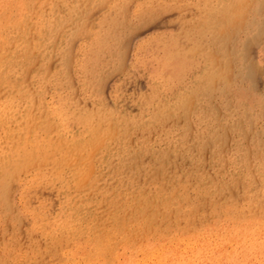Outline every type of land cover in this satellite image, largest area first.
<instances>
[{"label":"rangeland","instance_id":"obj_1","mask_svg":"<svg viewBox=\"0 0 264 264\" xmlns=\"http://www.w3.org/2000/svg\"><path fill=\"white\" fill-rule=\"evenodd\" d=\"M23 1L0 0V67H9V83L13 84L11 93L0 95V120L3 115L12 120V117L26 113L27 105H33V118L39 120L41 128L28 124L32 133L29 130L26 133L31 140L39 138L49 144L55 143L56 138H61L67 145L72 144L78 119L91 112L101 115L94 120L103 127L105 116L112 121L110 124L114 119L141 116L146 103L143 96L147 97V102L151 98L149 75L157 67L160 70L164 61V54L154 55L157 40L166 36L170 40L173 35L182 34L185 27L199 16L192 14L195 12L193 7L183 18L175 12H160V8L174 3L171 0ZM182 1L186 4L187 0ZM23 23L24 27H21ZM261 49L264 50V40L251 52L255 62L263 56ZM187 50L179 49V52ZM165 59L169 68L166 76L171 80L175 76L172 57L167 54ZM261 68L256 78L259 94L264 93V64ZM159 77L160 71L153 74L155 80ZM164 91L162 86L160 92ZM256 111L249 112L253 123L248 122L249 119L244 121L246 114L239 112L247 138H242L241 132L232 128L235 122H239L237 118L232 119V111L226 113L231 115L232 137L228 142L231 147H226L223 155L218 157L225 159L223 169L219 165L208 169L221 184L231 183L234 199L229 204L238 201L241 204V222L250 230L247 239L243 237L239 242L235 239L236 225L229 217L231 213H224L223 218H212L215 210L211 205L198 210L196 217L180 218L179 223L174 220V208L168 218L169 227H165L167 221L159 219L155 220L159 226H152L142 216L127 226H120L122 217H117V213L138 211L137 204L143 207L145 196L149 195L142 196L136 190L118 186L117 181L121 176L124 178V174H117L115 170L119 166L131 167L130 157L117 160L112 169L104 166V160L97 159L92 173L95 177L92 176L87 187L80 193L70 192L74 198L77 195L82 199L79 202H74L73 197L68 199L59 184H43L34 188L32 193L22 188L20 182L10 184L9 199L5 203L7 208L0 200V264H264V223H255V216L261 215L262 211L258 210L254 215L251 207L256 203L250 199L257 194L261 197L259 201L264 203V118ZM23 125L12 120L14 129ZM33 129L39 130L34 132ZM54 134L57 137L52 139ZM166 134L147 140L149 157L160 142L169 140ZM210 140L215 141V136ZM238 143L242 146H236ZM139 144L140 141L135 145ZM181 158H187L186 152ZM187 163H191L189 159ZM229 173L235 176L231 182ZM253 176L257 177L254 185ZM193 178L196 181L202 179L201 176ZM222 187L219 189L224 190ZM246 190L248 195H245ZM133 192L134 201H130ZM189 193L195 197L199 194L191 190ZM119 196L122 199L117 202ZM179 196L185 197L184 194ZM230 207L225 206L226 209ZM251 220L254 221L252 224ZM101 227H105L108 234L104 235L103 243L95 240L102 232ZM244 241L254 243V252L246 259L234 255L238 246L243 247ZM213 253L216 257H212Z\"/></svg>","mask_w":264,"mask_h":264},{"label":"bare ground","instance_id":"obj_2","mask_svg":"<svg viewBox=\"0 0 264 264\" xmlns=\"http://www.w3.org/2000/svg\"><path fill=\"white\" fill-rule=\"evenodd\" d=\"M171 1L174 3L164 9L160 8V12L161 10L165 13L175 12L183 18L193 7L195 12L192 14L199 16L196 21L185 27L182 34H175L176 36L173 35L170 40L167 36L157 40L154 55L164 54V61L160 65V70L157 67L156 71L149 75L152 87L151 98L147 102V97L143 96V101L146 103L143 105L141 116L124 117L118 121L113 118L115 121L111 123L112 126L109 123L110 118L106 119L105 116L103 127L101 123L95 124L94 120L101 117L100 114L96 116L92 112L88 113L84 118L78 119L76 132L72 131L73 134L69 132L74 139L72 144L67 145L68 143H63L64 140L61 138H56V133L52 137V139L56 138L53 144L39 138L31 140L28 137L26 132L32 130L28 128L29 125H38L36 127L41 128L39 120L33 118V105H27L26 113L12 117L16 124L17 122L24 124L22 128L20 126L12 128V120L3 115L4 118L0 120V200H3L4 203L1 201L3 204L9 197L10 184L15 181L20 182L21 187L29 192L43 184H59L69 199L73 197L71 190H74L75 194L80 193L90 183L97 159L104 160V166L106 168L110 166L112 169L117 160L130 157L133 163L131 167L119 166L115 170L117 174H124V178L121 176L117 181L118 186L121 189L123 187L136 190V193L142 196H149H145L143 207L137 204L138 211L117 213V217H122L118 218L120 226H127V223H132L135 218L140 219L142 216L143 220L148 221L152 226H157L159 222L155 220L159 219L162 222L167 221V225L164 226L169 227L171 222H168V218L171 217L174 208L173 217L179 223L180 218L185 220L188 217H196L198 210L207 209L208 205H211L215 210V215H211L212 218H223L224 213H231L229 217L233 218L236 225L235 239L238 242L243 237L247 239L250 230L241 222L243 214V211L241 213L239 211L242 209L241 204L239 201L229 204L234 199L231 183L221 184L217 176L211 175L208 169L217 165L223 169L225 159L218 157L223 155L226 147H231V143L228 145L232 137L231 115L234 121L236 118L239 120L232 128L241 132L242 138H247L248 133L242 129L244 124L238 116L240 113L246 114L248 118L245 117L243 120L249 119L248 122H252L249 112L253 110H258L256 112H260V117L264 118V93H257L256 85L257 75L262 71L261 65L264 64V50L261 49L263 56L259 57L257 62L251 56L254 47L260 46L264 40V0H187L186 4H182V0ZM21 27H24V23ZM179 49L188 50L179 52ZM167 54L172 57V72L175 74L171 80L166 76L169 69L165 59ZM29 69L31 71V67ZM159 71L160 77L155 80L153 74ZM9 75L8 66L0 67V95L7 96L11 93L13 84L9 83ZM162 86L165 91L161 93ZM232 104H235V111L232 110ZM229 112L231 115L226 114ZM147 114L149 116H146ZM46 122L48 123V120ZM37 130L39 129H33L34 132ZM165 131H169L168 134ZM165 134L169 140L160 142L158 147L152 149V155L149 157V152L146 151L150 147L147 140H152L155 135ZM211 136H215L216 140L212 142ZM134 140L136 142H133ZM139 141L140 144L135 145ZM236 146L242 145L238 143ZM239 150L242 148L239 147ZM183 152H186L187 158H181ZM188 159L191 163L186 165ZM217 159H219L218 164H216ZM193 176H201L202 179L196 181ZM228 176L230 182L235 178L231 173ZM168 179L169 181H166ZM256 183L257 177L253 176L252 185ZM220 186H223L221 189L224 190H220ZM190 190L192 193H199L198 196L191 195ZM178 194H184L185 197H178ZM134 195L135 192L130 196V201H134ZM245 195H248L247 190ZM121 199L119 196L117 202ZM250 199H254L256 203H252L253 207H251L254 215L258 210L262 211L261 215L255 216V223L257 221L263 224L264 203L259 201L261 197L255 194V197ZM80 200L82 199L77 195L73 197L74 202ZM228 205L231 207L226 209L225 206ZM4 207L7 208L6 204ZM4 207L2 208L5 209ZM253 222L250 221L251 224ZM101 228L102 232L95 240L103 243L104 235L108 234L104 230L105 227ZM253 244L251 241H244L243 247L238 246L234 255L246 259L247 255L254 252ZM212 257H216V254L213 253Z\"/></svg>","mask_w":264,"mask_h":264}]
</instances>
